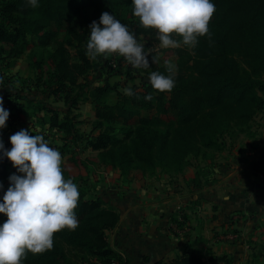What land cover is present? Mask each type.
<instances>
[{
	"label": "trees",
	"instance_id": "16d2710c",
	"mask_svg": "<svg viewBox=\"0 0 264 264\" xmlns=\"http://www.w3.org/2000/svg\"><path fill=\"white\" fill-rule=\"evenodd\" d=\"M214 3L211 35L200 37L194 49H155L152 43L144 44L150 67L133 69L131 77L139 78V83L130 86L135 95L127 96L117 90L118 84L108 80L98 85L82 80L89 72L103 68L85 54L89 25L99 21L103 12L126 24L135 37H156L155 29L143 28L132 14L131 0H39L35 8L27 0H0V59L7 60L6 68L22 56L31 40L47 43L52 27L66 36L49 55L48 71L40 62L34 64L37 73L29 83V92L34 91L32 100L37 101L32 107H36L31 116L35 118L30 125L33 131L27 129L30 135L37 134L35 126L54 130L61 134L62 152L69 144L83 151L90 149L97 153L100 164L117 168L121 174L131 170L153 174L159 169L169 175L182 173L189 155L206 158L211 152L221 151L226 137L250 136L255 117L264 111V0ZM169 52L178 66L175 86L170 92L154 91L148 73L165 72ZM154 56L158 59L152 62ZM111 92L117 95L116 100L102 99ZM149 93L153 95L151 101L144 99ZM52 95L65 107L47 104ZM0 96L12 118L27 114L28 89L20 94L11 78L0 79ZM85 97L95 103V119L86 134L79 131L76 113ZM152 112L157 116L174 113L175 123L165 130L154 127ZM115 123L127 127L117 130ZM19 130L0 129L5 148H11L9 138ZM62 167L65 178H72L79 188L75 209L79 225L75 230L57 232L52 249L40 254L28 252L23 264H129L108 240L107 232L119 222L117 211L91 190L83 176L74 175L64 164ZM16 171L0 153V182L4 184L0 198L9 186L8 177ZM6 219L0 213V223ZM177 220L182 225L183 216ZM153 264H231V259L226 255L206 257L203 252L185 248L170 260ZM248 264H264V237Z\"/></svg>",
	"mask_w": 264,
	"mask_h": 264
},
{
	"label": "crops",
	"instance_id": "0c3cea01",
	"mask_svg": "<svg viewBox=\"0 0 264 264\" xmlns=\"http://www.w3.org/2000/svg\"><path fill=\"white\" fill-rule=\"evenodd\" d=\"M255 118L250 136L226 137L224 148L206 158L189 155L179 174H121L98 162L103 170L89 183L119 214L107 232L113 250L129 264L170 260L185 248L248 264L264 237V111ZM228 229L240 238H217Z\"/></svg>",
	"mask_w": 264,
	"mask_h": 264
},
{
	"label": "clouds",
	"instance_id": "9594fccd",
	"mask_svg": "<svg viewBox=\"0 0 264 264\" xmlns=\"http://www.w3.org/2000/svg\"><path fill=\"white\" fill-rule=\"evenodd\" d=\"M27 3L35 8L39 0ZM131 4L132 14L139 18L140 25L156 30L162 49L181 46L194 49L200 37L211 35L209 23L216 10L214 0H131ZM89 29L85 54L90 59L115 54L134 69L150 67L144 44L113 14L103 12ZM157 59L152 57V62ZM164 66L165 72L148 73V83L154 91L170 92L175 86L177 64L165 60ZM123 93L135 95L130 86ZM144 99L151 101L152 93ZM9 116L10 110L4 107L0 96V129L6 127ZM9 139L10 149L0 139V153L17 171L8 177L9 186L0 198V213L7 217L0 223V264H23L28 252L40 254L52 249L57 232L78 227L75 209L80 192L77 183L64 176L61 152L51 147L44 135H30L27 129H21ZM3 188L0 182V190Z\"/></svg>",
	"mask_w": 264,
	"mask_h": 264
},
{
	"label": "rangeland",
	"instance_id": "374dc122",
	"mask_svg": "<svg viewBox=\"0 0 264 264\" xmlns=\"http://www.w3.org/2000/svg\"><path fill=\"white\" fill-rule=\"evenodd\" d=\"M66 36L64 33L60 30H58L55 27H52L50 29V35L48 36L47 43L41 44L40 41H30L29 45L25 49L24 53L20 58H18L12 66L9 68H6L7 60L0 59V79L5 78H11L13 81H15L16 86L18 87L19 93L24 94L26 90L28 89L29 101L26 102L28 107L26 108L27 114L21 116L19 119L12 118L9 116V119L6 122V127L4 129H11V128H18V129H28L30 131H33V129L30 128L32 120H34V117H31L36 110L35 108H32L33 106H36L35 102L37 100H32V93L34 91L29 92L30 87L29 83L31 84L34 80V77L37 73V70L34 66L35 62H40L42 69L44 71L49 70L48 65V58L51 54L52 50L63 40H65ZM138 42L142 44L146 43H152L155 46V49H161L159 47V43L156 39V37L153 36H139L136 37ZM168 60H172L173 62L176 61V57H172V55ZM97 64L101 65L103 68L98 71H91L89 72L86 77L82 80H89L94 85H98L103 83L105 80H108L110 84H118L117 90L119 92H123V89L125 87L131 86L133 83H139V78H132L131 75L135 74L133 72V69L131 65H129L123 57H120L118 55H110L107 58L105 57H98L95 59ZM13 83V82H10ZM28 83V84H27ZM23 86V89H22ZM33 90V88H32ZM37 93V92H36ZM42 94L38 93L39 98L42 99ZM34 96V95H33ZM117 95L114 92H111L104 96L102 99L104 100H116ZM47 104H50L52 106H58L61 108H64L63 102L56 98V96L52 95L49 96L46 100ZM5 107V106H4ZM94 107L95 103L91 101V99L83 98L78 103V128L79 131L86 134L91 128H92V122L94 121ZM258 115V114H257ZM151 116V125L154 127H157L161 130H165L167 127L172 126L175 123L176 116L174 113H169L162 116H157L155 112H152L150 114ZM256 121V118L253 122ZM129 122H132L131 120ZM128 122V123H129ZM130 124V123H129ZM128 124V125H129ZM253 124V123H252ZM114 126L117 130H121L127 127V124L124 125L122 123H115ZM2 130V129H1ZM34 131L37 132V134L44 135L45 139L48 141L49 144L53 146V148H57L62 155V164L69 167L74 175H81L83 176L87 182L89 183L91 180H97V172L102 171V167L99 166L98 163V156L95 151H92L90 149L82 150L80 147H76L73 144H69L65 149V152H62L61 146L62 142L60 141V136L58 132L54 130H47L40 126H35ZM236 141H239V136H234ZM238 137V138H237ZM70 159V160H69ZM71 159L76 160V163L74 164ZM94 166L95 171L93 170ZM94 171V173H93ZM105 171V170H104ZM93 173V174H92ZM95 175V176H92ZM106 174V179L108 178ZM89 176V177H88ZM89 180V181H88Z\"/></svg>",
	"mask_w": 264,
	"mask_h": 264
},
{
	"label": "built area",
	"instance_id": "2783aa9c",
	"mask_svg": "<svg viewBox=\"0 0 264 264\" xmlns=\"http://www.w3.org/2000/svg\"><path fill=\"white\" fill-rule=\"evenodd\" d=\"M262 180L264 182V171L261 173ZM236 218V216H235ZM218 239H226L228 241H236L240 238V234L234 229H228L217 236ZM118 264V263H117Z\"/></svg>",
	"mask_w": 264,
	"mask_h": 264
},
{
	"label": "water",
	"instance_id": "95a60500",
	"mask_svg": "<svg viewBox=\"0 0 264 264\" xmlns=\"http://www.w3.org/2000/svg\"><path fill=\"white\" fill-rule=\"evenodd\" d=\"M146 264H153V261L152 260H150L148 263H146Z\"/></svg>",
	"mask_w": 264,
	"mask_h": 264
}]
</instances>
